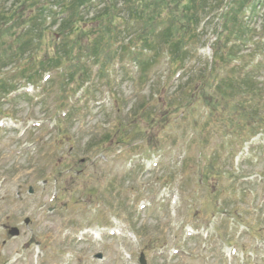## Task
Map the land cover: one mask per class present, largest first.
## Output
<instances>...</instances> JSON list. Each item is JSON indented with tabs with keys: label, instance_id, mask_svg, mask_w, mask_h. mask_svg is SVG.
I'll return each instance as SVG.
<instances>
[{
	"label": "rangeland",
	"instance_id": "374dc122",
	"mask_svg": "<svg viewBox=\"0 0 264 264\" xmlns=\"http://www.w3.org/2000/svg\"><path fill=\"white\" fill-rule=\"evenodd\" d=\"M17 1L0 0V11L9 12ZM43 3L29 0L25 15L36 14ZM212 18L201 20L198 31H206L203 44H208L199 47L189 63L196 68L199 84L194 75L188 81L187 75L179 83L169 81L166 58L149 73L148 84L138 77L126 81L138 76L128 67L115 73L122 82L110 91L97 86L93 96L80 101L78 121L64 124V136L57 135L56 126L63 114L48 117L35 103L48 96V105L54 106L59 80L42 94L41 88L27 86L10 96L13 100L29 93L32 100L7 98L1 103L13 118L0 115V264H139L141 252L147 264H264L263 136L251 139L252 124H243L237 144L229 138L233 130L227 111L219 110L220 118L208 121L207 110L196 100L193 118L184 109L170 113V104L191 96L194 87L200 94V84L209 78V44L220 32L219 17ZM263 24L256 18L254 26L264 33ZM260 40L264 42V36ZM230 74L222 71L218 78ZM258 75L264 80V71ZM80 96L66 95L69 102ZM141 107L155 118L171 117L163 128L157 121L151 127L146 117L141 119ZM134 118L147 128L145 135L127 125ZM31 134L36 141L29 140ZM105 134L107 144L88 149ZM203 136L204 146L199 141ZM48 140L50 144H44ZM215 150L219 170L233 176L212 179L206 186L197 164ZM188 157L191 163L182 167ZM56 167L63 185L42 181L41 176ZM213 204L226 213L213 212ZM9 227L18 228L19 236H8ZM97 253L102 260L93 258Z\"/></svg>",
	"mask_w": 264,
	"mask_h": 264
},
{
	"label": "trees",
	"instance_id": "16d2710c",
	"mask_svg": "<svg viewBox=\"0 0 264 264\" xmlns=\"http://www.w3.org/2000/svg\"><path fill=\"white\" fill-rule=\"evenodd\" d=\"M20 1L22 7L17 6ZM28 1H17L9 12L0 11V101L16 92L21 81V85L38 87L44 75L51 74L47 85L54 76L61 78L54 110L62 111L67 109L63 94L69 89L77 91L85 87L84 92L92 90L94 93L100 83L110 88L113 78L108 70L114 63H118L121 72L127 71L129 65L135 66L139 80L147 83L146 77L163 58L167 59L172 76L187 75L188 81L194 75L199 84L196 68L189 63L206 32L198 31L201 20L212 15V20L219 17L220 32L212 46L209 78L200 84V94L194 87L191 96L170 104V113L190 109L195 99L207 110L208 121L220 118L219 110L227 111L228 118H232L229 121L233 130L231 138L237 137L241 126L247 123L252 124L253 135L264 134V80H258V72L264 71V60L255 62L264 55V42L260 40L264 33L260 32L262 28L254 26L259 17L264 23V0H228L227 3L226 0H43L36 14L32 11L25 15ZM57 13L62 17L57 18ZM231 64L230 76L219 79L218 73L226 72ZM236 96L245 99L237 100ZM39 105L45 113L50 112L46 100ZM2 108L0 104V115L12 117L13 114L3 113ZM139 109L141 119L146 117L149 126L155 121L165 126L171 117L158 119L142 107ZM70 119L69 112L66 120ZM136 119L129 120L127 125L146 132L147 128L140 127L141 120ZM199 141L204 146L206 136ZM190 159L188 157L181 166H188ZM197 165L201 182L223 176L216 156L205 157V161ZM58 174L59 170L53 172L56 179ZM213 188L216 194V185L213 184Z\"/></svg>",
	"mask_w": 264,
	"mask_h": 264
},
{
	"label": "water",
	"instance_id": "95a60500",
	"mask_svg": "<svg viewBox=\"0 0 264 264\" xmlns=\"http://www.w3.org/2000/svg\"><path fill=\"white\" fill-rule=\"evenodd\" d=\"M30 193H32V190L30 189L29 191ZM25 224H28V220L25 221ZM9 235L12 236V237H16L19 235V232L16 228H12L10 231H9ZM96 258L98 259H101L102 256L99 254L96 256ZM140 264H145V261L143 259V255L140 256Z\"/></svg>",
	"mask_w": 264,
	"mask_h": 264
}]
</instances>
